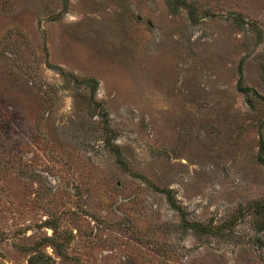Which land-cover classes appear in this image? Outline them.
I'll list each match as a JSON object with an SVG mask.
<instances>
[{
    "label": "rangeland",
    "instance_id": "rangeland-1",
    "mask_svg": "<svg viewBox=\"0 0 264 264\" xmlns=\"http://www.w3.org/2000/svg\"><path fill=\"white\" fill-rule=\"evenodd\" d=\"M0 264H264V0H0Z\"/></svg>",
    "mask_w": 264,
    "mask_h": 264
}]
</instances>
